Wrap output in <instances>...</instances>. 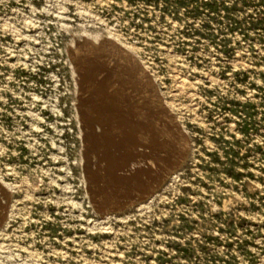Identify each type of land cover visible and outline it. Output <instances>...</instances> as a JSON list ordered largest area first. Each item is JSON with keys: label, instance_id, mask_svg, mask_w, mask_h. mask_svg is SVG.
<instances>
[{"label": "rangeland", "instance_id": "374dc122", "mask_svg": "<svg viewBox=\"0 0 264 264\" xmlns=\"http://www.w3.org/2000/svg\"><path fill=\"white\" fill-rule=\"evenodd\" d=\"M0 208V264H264V0H0Z\"/></svg>", "mask_w": 264, "mask_h": 264}, {"label": "bare ground", "instance_id": "6f19581e", "mask_svg": "<svg viewBox=\"0 0 264 264\" xmlns=\"http://www.w3.org/2000/svg\"><path fill=\"white\" fill-rule=\"evenodd\" d=\"M109 41V40H108ZM111 41V40H110ZM113 44V43H112ZM118 44V43H117ZM119 46H120V51L121 52H123L124 53V55H126V56H128V57H131V58H134L135 57V55H134V53H132L131 52V50H128L127 48H125V47H123V45H120V44H118ZM181 82V81H180ZM116 102V101H115ZM121 103V102H120ZM94 110V109H93ZM118 113H120V112H118ZM135 115V114H134ZM131 116V115H130ZM133 118V117H132ZM134 118H135V116H134ZM122 119V118H121ZM124 120V119H123ZM131 123H133V122H131ZM140 123V122H139ZM134 124V123H133ZM173 124V123H172ZM178 124V123H177ZM135 126V125H134ZM137 126H139V124L137 125ZM180 126V125H179ZM128 127H130V126H128ZM175 127V126H174ZM126 128V127H125ZM137 128V127H136ZM148 128V127H147ZM176 128H178V127H176ZM175 129V128H174ZM144 130V129H143ZM143 130H142V127H139V128H137V131L139 132V136H140V138H142L141 136H143ZM147 131V130H146ZM153 131V130H152ZM174 131V130H173ZM172 131V132H173ZM176 131V130H175ZM131 131L129 130V129H126V132L125 133H127V134H129ZM150 132V131H149ZM126 134V135H127ZM138 134V133H137ZM149 134V133H148ZM157 134V133H156ZM168 134H170L169 133V131H168ZM124 135V134H123ZM130 135V134H129ZM146 135V134H145ZM144 135V136H145ZM119 136V135H118ZM128 137V136H127ZM138 137V136H137ZM151 137V136H150ZM139 138V139H140ZM158 138V137H157ZM124 139V138H123ZM118 141V140H117ZM136 143V142H135ZM122 154V153H121ZM112 160H113V162L116 160V158H112ZM141 160V159H140ZM105 161V160H104ZM137 162V161H136ZM135 162V163H136ZM134 163V164H135ZM138 163V162H137ZM155 163V162H154ZM96 165V164H95ZM145 165V164H144ZM147 166H149L148 164H147ZM97 168V167H96ZM103 168V167H102ZM150 168V167H149ZM129 171V170H128ZM96 172V171H95ZM100 173V172H99ZM147 173V172H146ZM144 174V173H143ZM150 175V174H149ZM101 176V175H100ZM135 181V180H134ZM112 183V182H111ZM107 186H109L108 184H107ZM114 187V186H113ZM110 188V187H109ZM115 189V188H114ZM1 209V208H0Z\"/></svg>", "mask_w": 264, "mask_h": 264}]
</instances>
